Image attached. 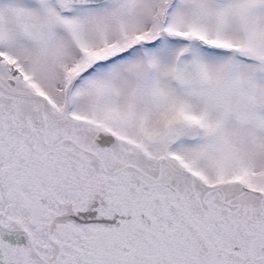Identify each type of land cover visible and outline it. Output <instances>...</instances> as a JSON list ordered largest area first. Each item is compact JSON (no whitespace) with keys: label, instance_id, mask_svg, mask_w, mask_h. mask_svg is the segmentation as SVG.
Returning <instances> with one entry per match:
<instances>
[{"label":"snow or ice","instance_id":"1","mask_svg":"<svg viewBox=\"0 0 264 264\" xmlns=\"http://www.w3.org/2000/svg\"><path fill=\"white\" fill-rule=\"evenodd\" d=\"M0 264H264V0H0Z\"/></svg>","mask_w":264,"mask_h":264}]
</instances>
